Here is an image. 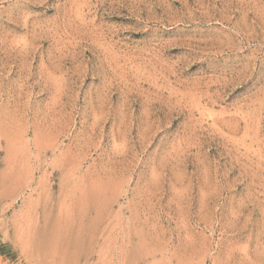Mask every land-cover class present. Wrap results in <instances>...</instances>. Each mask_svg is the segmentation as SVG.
<instances>
[{"label":"rangeland","instance_id":"obj_1","mask_svg":"<svg viewBox=\"0 0 264 264\" xmlns=\"http://www.w3.org/2000/svg\"><path fill=\"white\" fill-rule=\"evenodd\" d=\"M0 264H264V0H0Z\"/></svg>","mask_w":264,"mask_h":264}]
</instances>
